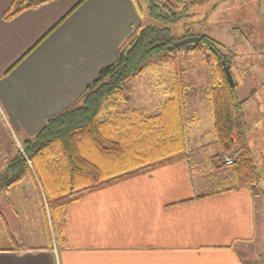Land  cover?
I'll return each mask as SVG.
<instances>
[{
    "label": "crops",
    "instance_id": "obj_1",
    "mask_svg": "<svg viewBox=\"0 0 264 264\" xmlns=\"http://www.w3.org/2000/svg\"><path fill=\"white\" fill-rule=\"evenodd\" d=\"M14 1L0 0V172L24 139L76 104L143 24L131 0L77 7L80 0H52L7 19ZM263 85L252 90V104L264 105ZM157 86L162 99L153 113L146 105L126 110L158 114L171 88ZM252 116L246 124L253 154L251 141L264 146V109ZM218 152L215 146L208 155L211 171ZM200 167V160L177 157L64 200L53 212L57 229L45 216L35 175L27 174L0 191V264H245L243 248L256 236L253 196H209L194 178Z\"/></svg>",
    "mask_w": 264,
    "mask_h": 264
},
{
    "label": "trees",
    "instance_id": "obj_2",
    "mask_svg": "<svg viewBox=\"0 0 264 264\" xmlns=\"http://www.w3.org/2000/svg\"><path fill=\"white\" fill-rule=\"evenodd\" d=\"M49 1L52 0H15L5 18ZM131 1L141 14L138 0ZM145 1L148 17L156 24L136 28L120 47L115 62L99 72L76 104L48 119L33 137L24 139L20 143L22 151L17 150L0 172V191L20 183L27 174L35 175L49 204L51 226L56 229L53 212L60 211L64 200L170 161L185 151L184 114L177 82L154 116L146 117L135 109L115 117L109 114L119 102L129 101L125 88L128 81L156 59L166 57L175 62L178 48L174 44L192 37L175 38L169 29L186 17L187 6L181 0ZM197 37L199 43L182 48L202 56L208 67L214 66L210 68L207 101L215 142L222 154L237 152L230 166H224L218 156L211 158L214 173L207 176L213 188L209 196L234 191L251 193L259 185L260 174L247 138L244 101L227 83L222 62L229 70L230 67L218 44L206 36Z\"/></svg>",
    "mask_w": 264,
    "mask_h": 264
},
{
    "label": "rangeland",
    "instance_id": "obj_3",
    "mask_svg": "<svg viewBox=\"0 0 264 264\" xmlns=\"http://www.w3.org/2000/svg\"><path fill=\"white\" fill-rule=\"evenodd\" d=\"M167 1L173 3L174 0ZM138 4L141 8L142 26L156 24L148 17L146 1L138 0ZM181 4L187 6L186 17L169 26L172 36L181 38L202 35L218 44V49L225 56L237 84L234 86L236 96L239 100L248 99L242 112L247 124L250 125L253 119L252 114H256L260 108L264 109V105L252 104V100L249 99L252 90L264 82V0H181ZM179 10L180 8L176 12L178 13ZM150 64V68L145 69L146 72L143 71L145 72L142 73L143 75L140 74L141 77L126 83L125 88L131 102L125 105L119 102L115 107L117 109L114 110L119 114L128 111L127 108L142 110L145 109L143 105H146L145 111L153 113L157 107H154V103L157 105L162 99L160 90L155 89V87L158 88L157 82L161 83L160 87L163 91L177 82L184 114L185 147L184 153L179 157L193 162L200 160L201 167L198 169L200 173L198 170L194 171V178L196 181L201 179L205 191H212V181L208 180L207 176H211L214 172L212 173L206 163L209 153L213 152L217 144L211 128L207 92L210 86V68L213 69L214 66L208 67L203 62L202 56L186 53L182 47L178 48L175 62L161 57ZM151 67H155L154 70L151 71ZM149 88L152 96L149 97L150 100L142 96ZM259 92L264 93V85ZM151 106L152 108L149 109L148 107ZM116 113L112 112L111 116L115 117ZM105 116L104 113L102 119ZM12 144L16 147V144L13 142ZM251 145L254 150L253 158L260 174L258 187L251 191L256 214V236L251 246L243 248L242 259L245 264H263L264 146H259L252 141ZM19 147L22 149L21 146ZM215 156H218L219 161L224 165V159L227 157L235 159L237 152L222 154L219 151L211 156L210 160ZM42 198V207L48 218L49 204L47 200H44L43 195Z\"/></svg>",
    "mask_w": 264,
    "mask_h": 264
},
{
    "label": "water",
    "instance_id": "obj_4",
    "mask_svg": "<svg viewBox=\"0 0 264 264\" xmlns=\"http://www.w3.org/2000/svg\"><path fill=\"white\" fill-rule=\"evenodd\" d=\"M199 42H200L199 37H189V38H185L183 40L176 42L174 44V47L175 48L188 47L191 44H197ZM222 65H223V70H224V74H225L227 83H228L230 88H233L235 86V83H234V80L232 78L231 72H230L229 68L224 65L223 62H222Z\"/></svg>",
    "mask_w": 264,
    "mask_h": 264
},
{
    "label": "built area",
    "instance_id": "obj_5",
    "mask_svg": "<svg viewBox=\"0 0 264 264\" xmlns=\"http://www.w3.org/2000/svg\"><path fill=\"white\" fill-rule=\"evenodd\" d=\"M234 162V158L233 157H227L224 159V165L225 166H230L232 165Z\"/></svg>",
    "mask_w": 264,
    "mask_h": 264
}]
</instances>
